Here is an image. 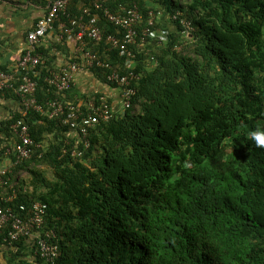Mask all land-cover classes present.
Segmentation results:
<instances>
[{
	"label": "trees",
	"instance_id": "trees-1",
	"mask_svg": "<svg viewBox=\"0 0 264 264\" xmlns=\"http://www.w3.org/2000/svg\"><path fill=\"white\" fill-rule=\"evenodd\" d=\"M76 3L69 2L71 15H79ZM133 3L144 17L151 9L180 10L191 20L192 36L174 21L166 43L148 46L158 61L154 68L133 47L140 78L131 105L91 129L81 158L70 156L77 140L58 118H25L36 142L53 137L41 157L34 154L5 179L20 191L15 204H47L40 234L53 230L49 241L57 243V256H42L34 236L6 239L7 227L0 233V264H264V148L247 137L264 125V0L104 5L115 12ZM95 11L103 37L114 34L117 27ZM85 41L101 59L123 62L104 41ZM42 47L40 103L54 96L43 80L53 67ZM88 70L117 87L103 69ZM72 93L73 86L66 98L78 100ZM101 96L88 99L98 103ZM10 97L12 91L0 90V100ZM17 109L0 119L4 137L20 117Z\"/></svg>",
	"mask_w": 264,
	"mask_h": 264
},
{
	"label": "built area",
	"instance_id": "built-area-1",
	"mask_svg": "<svg viewBox=\"0 0 264 264\" xmlns=\"http://www.w3.org/2000/svg\"><path fill=\"white\" fill-rule=\"evenodd\" d=\"M107 1L77 0L80 5L79 15H71L68 12L70 0H51L45 14L27 32L26 46L15 69L0 70V90L12 91L18 102L17 111L20 114V117L8 126L9 137H4L0 132V233L8 227L6 239L10 241L18 240L21 235L34 236L41 255L51 261L57 256L58 248L57 243L49 241L54 232L46 230L40 234L47 215V204L40 200H33L30 203L17 201L15 204L14 200L18 199L20 191L9 184L5 176L34 154L41 157L48 149V141L52 140L48 135L43 141L36 142L33 139L25 120L30 113H40L47 119L58 118L61 125L75 133L77 145L70 152L73 158H81L90 148L91 129L98 123L107 122L112 118L114 110L105 96H101L98 103L93 100L82 102V99L72 101L66 98V92L71 88L74 75L78 71L94 67L103 69L107 82L117 84L120 90L121 111L130 106L136 93L134 84L140 78V73L135 71L136 51L133 47L136 46L140 52L144 51V45L155 35L153 27L162 11L155 13L149 10L143 21L136 4H132L121 14L105 6ZM94 9L101 10V16L117 27L114 34L103 37L101 28L97 25L99 14ZM180 15L176 12L171 19H179L181 25L189 26V22L180 18ZM57 29L61 33L59 39L65 38L74 42L76 55L59 68L48 71L43 80L52 88L54 96L40 103L36 98L38 86L36 68L40 63V53L37 49L43 38ZM167 34L168 31H164L158 37V41H165ZM87 38L95 43L104 41L105 44H109L112 49L118 51L123 62L112 63L101 59L96 49H86ZM62 153H67V150L63 149Z\"/></svg>",
	"mask_w": 264,
	"mask_h": 264
},
{
	"label": "crops",
	"instance_id": "crops-1",
	"mask_svg": "<svg viewBox=\"0 0 264 264\" xmlns=\"http://www.w3.org/2000/svg\"><path fill=\"white\" fill-rule=\"evenodd\" d=\"M51 0H0V69L13 70L19 62L21 55L26 46V34L30 31L36 21L42 17ZM77 4V5H76ZM77 10L80 6L76 3ZM157 32L151 38L150 44L147 46H156L158 37L164 31L175 30V23L172 21L169 14L165 11L161 12L158 17ZM60 31L46 35L41 41L40 46L47 51L50 57V66L53 69L59 68L68 60H71L76 55L75 45L73 41L67 39H59ZM151 66V65H150ZM73 97L74 99L88 102L91 95L101 93L112 105L116 111L120 108V90L109 86L102 82L96 75L88 69H82L74 75L73 81ZM71 86V87H72ZM79 94H86L87 100L81 98ZM18 108V102L14 97L0 100V119H5ZM53 137V134L48 135ZM72 140L76 138L75 133L69 132L67 135ZM47 140V139H46Z\"/></svg>",
	"mask_w": 264,
	"mask_h": 264
},
{
	"label": "clouds",
	"instance_id": "clouds-1",
	"mask_svg": "<svg viewBox=\"0 0 264 264\" xmlns=\"http://www.w3.org/2000/svg\"><path fill=\"white\" fill-rule=\"evenodd\" d=\"M133 4H136V3H133ZM137 5V4H136ZM129 7H131V6H121L117 11H115V12H120L121 14H123V13H125V11H126V9H128ZM139 8V7H138ZM140 10V9H139ZM151 10H153V9H151ZM141 12V11H140ZM176 12H179L181 15H180V18H184L186 21H188L189 22V26H183V25H181L182 27H183V31H184V34L186 35V37H191L192 36V31L194 30V27H193V25H192V23H191V20H188L187 18H186V15H185V13H183V12H181L180 10H175L174 12H172V14H170V17H172ZM141 14H142V12H141ZM148 14V13H147ZM168 14V13H167ZM142 16H143V21H145V19H146V17H144V15L142 14ZM145 18V19H144ZM173 22L174 21H176V20H172ZM177 21L179 22V19H177ZM180 23V22H179ZM143 25V24H142ZM154 26H156L155 28H153V30H154V33H156L157 32V28H158V20H157V22H156V25H154ZM170 30H168V32H169ZM163 34V33H162ZM162 34H160V36L162 35ZM167 39H168V37H167ZM167 39L165 40V41H158L157 40V43H156V46H161V45H163L164 43H166L167 42ZM150 40H151V38H149V42L146 44V45H144L145 46V48H144V51H142V53H144L146 56H149V61H150V65H151V67H155V65L157 66V63H158V61H157V59L151 54V55H149V53H148V44H150ZM155 46V47H156ZM153 47V46H152ZM181 45H175L174 46V49H175V51H179V50H181ZM138 52H140V51H138ZM137 54V53H136ZM134 62H136V60L134 61ZM116 88H118V87H116ZM118 90H119V88H118ZM91 100H93V99H91ZM107 102H108V104H110V102L107 100ZM96 103V102H95ZM131 105V104H130ZM110 106L112 107V105L110 104ZM113 108V107H112ZM120 108H121V102H120ZM119 108V110H115V109H113L114 110V113H113V115H115V114H118V115H120V114H122L123 112L121 111V109ZM129 108V107H128ZM127 109V108H126ZM113 117V116H112ZM247 137H248V139L250 140V141H252V142H254V144H255V146L257 147V148H264V125H257L256 127H254L253 129H251L249 132H248V134H247ZM41 201V200H40ZM31 201H29L28 203H30ZM44 202V201H43ZM45 203V202H44ZM48 207V206H47ZM47 216V215H46ZM45 216V217H46Z\"/></svg>",
	"mask_w": 264,
	"mask_h": 264
}]
</instances>
